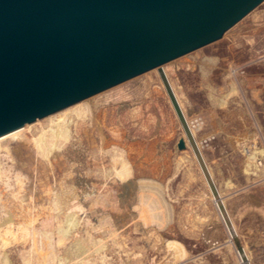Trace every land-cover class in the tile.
Instances as JSON below:
<instances>
[{"label":"rangeland","instance_id":"1","mask_svg":"<svg viewBox=\"0 0 264 264\" xmlns=\"http://www.w3.org/2000/svg\"><path fill=\"white\" fill-rule=\"evenodd\" d=\"M165 68L180 88L179 105L239 243L251 264H264V1L219 40L87 98L97 101L118 89L126 96L99 102L111 113L100 135L94 132L96 142L75 134L58 157L41 159L32 144L11 140L10 152H2L12 177L0 181V264L44 263L50 250L40 232L54 231L69 212L78 226L63 244L54 237L56 258L48 264H242L162 81ZM145 81L149 88L140 90ZM111 150L127 160L135 183L161 189L171 212L167 223L141 204L142 194L157 200L156 193L116 177ZM106 193L114 196L108 204L92 205L87 197ZM81 239L87 250L75 255ZM166 240L181 242L187 258L175 260Z\"/></svg>","mask_w":264,"mask_h":264},{"label":"water","instance_id":"2","mask_svg":"<svg viewBox=\"0 0 264 264\" xmlns=\"http://www.w3.org/2000/svg\"><path fill=\"white\" fill-rule=\"evenodd\" d=\"M263 1L0 0V137L219 40ZM166 85L241 261L251 264Z\"/></svg>","mask_w":264,"mask_h":264},{"label":"bare ground","instance_id":"3","mask_svg":"<svg viewBox=\"0 0 264 264\" xmlns=\"http://www.w3.org/2000/svg\"><path fill=\"white\" fill-rule=\"evenodd\" d=\"M165 69H164V76L165 77L162 81H163L164 85H166L168 82V85H169L168 87L171 88V90L173 91L177 101L181 105L182 101H181V98L179 95V92H180L179 89L180 88L178 89V85H176V83L170 77V74H169L170 72H168L167 69L166 70ZM148 85H149L148 81H145V83L142 84L140 88L139 87L138 88L140 90H144L142 88L144 86L148 87ZM135 91H139V90H135ZM123 93L124 92H122V90L118 89L114 92V94L107 95L106 97L103 95L104 97L99 98L97 101L92 99L89 102L88 99H85L79 103H76L72 106H69V107H67L61 111H58L54 114L48 115L44 118L37 119L33 123H27L23 127L1 136L0 137V181L6 179L7 177H9V178L12 177V176H10L11 175L10 174L11 173V166H7L5 164V162L3 161V158H2V152L3 151H8V153L10 152L9 142L11 140L21 139V140H23V142H27V143L32 144L34 147V150L36 151V154L41 159H50V157H58V155L61 151H64L66 148L68 149V146L72 142V139L75 136V134L78 135L79 139L81 138L80 140H83L85 138L92 144V143L96 142V137L94 136V132L96 130H98V134L100 132H102L103 125H107L108 120H109L108 116H109V113H111V108H109L108 112H107V110H103V107L105 104H103V103L100 104L99 102H106L109 99V97H114V99L118 100L119 96L123 97ZM147 93H148V91H147ZM153 94H154V92H153ZM129 96H130V94H129ZM138 96H141V95H138ZM125 97H123V98H125ZM119 99H121V98H119ZM140 99H143V98H140ZM121 108H123V107H121ZM121 108L115 110L114 117H116V115H118L117 113H120L122 111ZM103 111H105V113ZM102 114H103V117L105 118V120H101ZM130 114H131V112L126 113L125 116L127 117ZM132 114L134 115V111ZM101 123L103 125H100ZM192 132H193V135L195 136L193 130H192ZM102 141H104V140H102ZM109 143H111V142H109ZM107 145H108V143H107ZM101 146H103V145H101ZM111 157H112L111 158L112 159V166L114 168L115 175L119 180H122V182L123 181L126 182L125 184L128 186H131V187L135 186L134 188H139V190H142V191H148V192L152 191V193L154 192L158 195V199L156 200V199H150L149 195H147V194H142L140 201H141V204L146 206L147 210L151 212V217L154 220L158 221L159 224H161L163 222L167 223L169 221V219L171 218V216H170L171 212H170V208H169L168 204L166 203V201L163 198V194H162L161 189L155 185L150 184L149 181H147V182L142 181V182L135 183L136 181L135 182L133 181V171L131 170V167H129L127 160L125 158L118 156L117 150H113L111 152ZM18 177H20V176H18ZM19 181H21V180H19ZM73 194H74L73 191L71 189H69L67 192V195L72 196ZM88 196H89V200L91 201L92 205L108 204L109 202H111L112 199H114V196L112 197L111 193L97 194V195H91V196L87 195V197ZM213 198L215 200V204L218 207L219 213L222 216L223 222L225 223L229 234L232 235L231 230L229 229L227 222L225 221V218L223 217V215L221 213L218 202L215 199L214 195H213ZM60 200H62V196H61ZM63 201H64V198H63ZM160 208H162V211L160 210ZM77 226H78V219H77L76 214L74 212H69V213H66L65 215L64 214L62 215V218H60L58 225H56L54 227V231L51 232V231L44 230V231L40 232V236H42L44 239L47 240L46 247H48V250H50L47 257H45V258L43 257L44 263H41V264H48L47 259L54 260L56 258V252H53V250L55 249L53 246L54 237L59 244H63V242L66 239L70 238L71 233L74 231V229ZM86 244H87L86 240H83V239L78 240L76 242V245L73 246L75 248L73 253L76 255L78 252L79 253L85 252L87 250ZM165 246L170 252L173 253V258H175V260H179L178 262H180V260L186 259L188 256L186 248L183 246V244L181 242H179L177 240H166ZM245 252H246V250H245ZM246 254L249 257L247 252H246ZM240 261H241V255H240ZM176 263H177V261H176ZM78 264H94V263L89 259L88 260L85 259V260H82L81 262H79Z\"/></svg>","mask_w":264,"mask_h":264}]
</instances>
